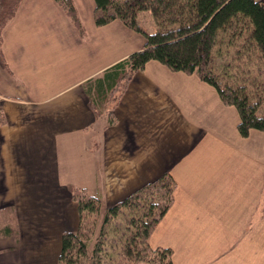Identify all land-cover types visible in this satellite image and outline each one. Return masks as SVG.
<instances>
[{
	"label": "crops",
	"instance_id": "obj_1",
	"mask_svg": "<svg viewBox=\"0 0 264 264\" xmlns=\"http://www.w3.org/2000/svg\"><path fill=\"white\" fill-rule=\"evenodd\" d=\"M74 2L83 34L54 0H23L3 32L0 218L18 237L0 236V264H56L63 232L78 228L70 186L109 207L163 172L176 189L151 248L172 250L173 264H264V132L242 137L214 87L156 60L108 125L86 86L145 39Z\"/></svg>",
	"mask_w": 264,
	"mask_h": 264
},
{
	"label": "trees",
	"instance_id": "obj_2",
	"mask_svg": "<svg viewBox=\"0 0 264 264\" xmlns=\"http://www.w3.org/2000/svg\"><path fill=\"white\" fill-rule=\"evenodd\" d=\"M22 1L0 0L1 63L3 32ZM54 1L83 34L74 0ZM93 1L97 26L117 19L145 39L140 50L115 63L96 79L95 87L86 86L90 106L96 114L107 112L108 125L115 123L114 108L134 73L142 70L147 62L156 60L171 71L195 75L214 87L223 104L238 111V131L242 137H247L250 130L264 132L263 1ZM147 11L153 24L150 31L141 25L142 13ZM4 123L0 110V125ZM175 189L170 174L163 172L122 200L104 207L99 197L88 194L84 188L70 186L71 198L77 203L78 228L63 232L56 264H173L172 250L151 248L149 237L172 206ZM4 219L0 236L17 238V231L9 225L12 218ZM113 222L117 223L114 232H121L115 238L118 244L112 246L119 259L103 250Z\"/></svg>",
	"mask_w": 264,
	"mask_h": 264
},
{
	"label": "rangeland",
	"instance_id": "obj_3",
	"mask_svg": "<svg viewBox=\"0 0 264 264\" xmlns=\"http://www.w3.org/2000/svg\"><path fill=\"white\" fill-rule=\"evenodd\" d=\"M142 15H143V17H142V22H141V25H142V27H143V29H147L146 31H150V30H152L153 29V24H152V21H151V18H150V12H144V13H142ZM8 219H10V218H8ZM4 218H0V228H1V224L4 222ZM98 224H99V222H98ZM116 224L117 223H115V222H113L112 223V227H109V229H108V232H107V234H106V243H107V245H105L104 246V248H103V250L104 251H106L105 249H107L108 250V252H110L112 255H113V258L115 259H119V258H117V255H116V251H114L113 250V243L114 244H118V243H116V240H115V238H116V235L117 234H120L121 232L118 230V232L116 233V232H114V229L117 227L116 226ZM97 230L98 229H96L95 230V232H94V237H95V235H96V232H97ZM93 237V238H94ZM113 240V241H112ZM92 244H93V239H92V241L88 244V246H89V248H88V252H90L91 251V246H92ZM105 260H109L108 258H106ZM112 260V259H111ZM135 264H145V263H135Z\"/></svg>",
	"mask_w": 264,
	"mask_h": 264
}]
</instances>
